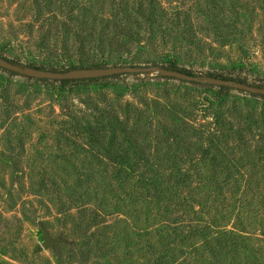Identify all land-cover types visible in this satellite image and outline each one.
Listing matches in <instances>:
<instances>
[{
  "label": "rangeland",
  "instance_id": "rangeland-1",
  "mask_svg": "<svg viewBox=\"0 0 264 264\" xmlns=\"http://www.w3.org/2000/svg\"><path fill=\"white\" fill-rule=\"evenodd\" d=\"M215 1L0 0V56L55 71L176 63L264 87V0ZM119 26L129 49L111 51ZM117 167L135 170L132 186ZM151 168L222 184L213 200L230 227L246 218L264 258L259 95L154 73L63 86L0 69V264H155L142 235L162 218L138 173ZM42 225L66 242L44 248Z\"/></svg>",
  "mask_w": 264,
  "mask_h": 264
},
{
  "label": "trees",
  "instance_id": "trees-1",
  "mask_svg": "<svg viewBox=\"0 0 264 264\" xmlns=\"http://www.w3.org/2000/svg\"><path fill=\"white\" fill-rule=\"evenodd\" d=\"M212 2L216 1L212 0ZM116 31L118 33L117 36L110 39V41L106 43V46L111 51H114L116 48L129 49L128 47L130 43L125 40L130 35L129 31L122 26L117 27ZM103 43L104 42H101V44ZM30 67L48 70L34 65ZM96 67L105 66L98 65ZM76 68L78 67H69L68 69H65V71ZM169 69L195 75L194 73L187 71L185 68L178 66L176 63H172ZM7 72L12 75H17L14 72ZM127 76L129 75L53 82L60 83L63 86L71 83L94 84L107 80H119L126 78ZM208 76L247 83L243 79L237 80L211 73H209ZM164 78L173 79L168 77ZM28 79L32 80V78ZM33 80L38 82L51 81L39 79ZM192 84L202 85L199 83ZM258 87L264 88L263 86ZM219 89L221 92H225L232 88L219 87ZM251 95L254 96L255 94ZM259 96L264 99L263 95ZM208 153L209 150L203 148L201 155L206 156ZM129 159L130 158L127 155H123L118 156L117 161L127 163ZM130 170L131 171L128 172L123 167L113 168L112 172L115 174L114 179L120 182L127 181L126 184L132 186L136 172L132 168ZM138 173L139 177L143 180L141 187L145 189L142 195H145L147 198L156 199L155 201L158 205L157 210H159V212L154 216H160L164 219H161L158 222L160 227L156 226L148 228V226L142 235V237H144L143 241L147 245V252L154 258L155 264H242L240 260L245 253H248V256L246 255L247 260L244 264H264V258L261 260L260 256H254L255 248H260V240L257 234L250 232L245 226L246 218L240 215L235 216V221L230 227V215L226 214L224 209L222 210L219 208L222 204L220 202L221 200H213V193L216 195L215 199H220L222 196L224 189L222 184L218 182L204 184L201 179L196 182L188 181L190 175L202 178L203 175L200 172L190 174L191 171L182 172L180 170H175V177L183 178L184 181H177L174 183L163 180L162 178L166 175L158 169L151 168V170H138ZM148 175L151 176L148 177ZM196 207H198V209H196ZM168 217L174 218L168 220ZM149 220L150 219L147 218L144 222L148 223ZM256 252L257 254L263 253L261 250H257ZM178 255H183V260L179 262L176 261Z\"/></svg>",
  "mask_w": 264,
  "mask_h": 264
},
{
  "label": "water",
  "instance_id": "water-1",
  "mask_svg": "<svg viewBox=\"0 0 264 264\" xmlns=\"http://www.w3.org/2000/svg\"><path fill=\"white\" fill-rule=\"evenodd\" d=\"M0 69L14 72L19 76L39 79V80H85V79H97L105 78L116 75H149V74H161L163 77L174 78L190 83H199L217 87H229L243 92H247L255 95L264 96V88L253 86L247 83H242L234 80H226L217 77H202L198 75H191L179 70L164 68L160 66H113V67H95V68H76L68 71H52L44 70L30 66H22L9 59L0 57ZM44 240L42 246L46 249H55L57 245L65 243L66 240L60 236H50L45 226H41Z\"/></svg>",
  "mask_w": 264,
  "mask_h": 264
}]
</instances>
